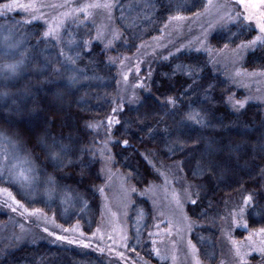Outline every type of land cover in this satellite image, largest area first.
Masks as SVG:
<instances>
[{
	"label": "trees",
	"instance_id": "trees-1",
	"mask_svg": "<svg viewBox=\"0 0 264 264\" xmlns=\"http://www.w3.org/2000/svg\"><path fill=\"white\" fill-rule=\"evenodd\" d=\"M7 1L0 0V5ZM205 3L120 0L113 14L118 36L110 47L96 40L87 22H67L52 40L41 23L19 15L0 17V142L24 158L33 178L54 196L50 201L35 199L24 180L6 175L0 176V188L22 207L62 228L78 224L88 236L100 219L98 188L103 178L95 151L109 139L112 167L133 189L130 254L158 264L149 243L153 213L142 196L161 182L160 171L170 165L191 190L185 213L194 225L191 241L204 263H216L223 220L247 197V230L264 228V112L254 103L231 110L226 99L236 93L212 70L205 54L182 52L153 64L138 103L118 108L111 128H90L104 124L119 104L120 59L158 37L169 19L191 16ZM5 32L21 42L17 51L2 41ZM255 34L240 21L214 33L208 43L215 50L230 49ZM243 68L264 71V43L246 54ZM0 151L13 158L1 145ZM53 152L58 155L53 157ZM3 217L0 213V222ZM0 264L119 263L44 239L22 245L0 242Z\"/></svg>",
	"mask_w": 264,
	"mask_h": 264
},
{
	"label": "rangeland",
	"instance_id": "rangeland-1",
	"mask_svg": "<svg viewBox=\"0 0 264 264\" xmlns=\"http://www.w3.org/2000/svg\"><path fill=\"white\" fill-rule=\"evenodd\" d=\"M119 1L8 0L0 5V17L19 15L26 21L41 23L45 36L52 40L59 37L67 22H87L93 26L96 40L104 47H110L118 36L113 14ZM256 2L206 0L201 11L191 16L169 19L158 37L143 42L132 56L120 59L117 64L119 104L104 124H91L90 128L93 131L104 125L111 128L117 122L114 112L124 105L135 106L140 92L146 91L152 65L182 52L205 54L212 70L230 83L236 93V96L226 99L231 110L237 112L245 105L254 103L264 112V71L243 68L246 54L264 43V33L260 31V25L264 23L261 15L264 7L245 8V3ZM240 21L256 32L251 41L230 49L215 50L209 46V38L214 33ZM1 36L13 52L19 49L21 42H17L11 34L5 32ZM109 141L101 142L95 151L101 161L103 182L98 188L100 219L90 235L85 236L78 224L70 228L57 226L44 214L22 207L12 195L0 188V213L4 216L0 222V242L14 241L22 245L48 239L105 255L108 263L151 264L127 250L133 189L127 178L112 167L107 146ZM0 145L10 150L12 153L7 154L13 157L3 156L0 151V176L6 175L13 181L24 180L33 198L52 200L54 195L51 190L37 183L26 160L14 153L13 149H6L2 141ZM176 168L170 165L162 169L161 182L150 185L142 196L153 213L149 233L151 251L158 264H208L199 257L191 241L194 225L185 213V206L192 201L191 190L180 179ZM248 205L244 202L227 212L217 242L218 258L215 264H264V228L247 230ZM135 223L137 225V220ZM238 232L241 234L237 235Z\"/></svg>",
	"mask_w": 264,
	"mask_h": 264
},
{
	"label": "snow or ice",
	"instance_id": "snow-or-ice-1",
	"mask_svg": "<svg viewBox=\"0 0 264 264\" xmlns=\"http://www.w3.org/2000/svg\"><path fill=\"white\" fill-rule=\"evenodd\" d=\"M241 2H244V0H241ZM249 7H252V8L264 7V0H257L256 3H245V8L247 9ZM261 15H262V17H264V13H262ZM260 31L262 33H264V23H262L260 25ZM257 39H260V38L258 37ZM125 143H127V142L125 141ZM52 155H53V157H55L56 155H58V153L53 152ZM21 175H23V173H21ZM25 179H27V178L25 177ZM250 201H251V197H247L245 202L249 203ZM193 203H195V201H193Z\"/></svg>",
	"mask_w": 264,
	"mask_h": 264
}]
</instances>
